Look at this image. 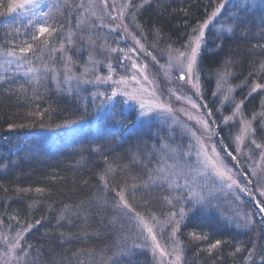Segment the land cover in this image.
Returning a JSON list of instances; mask_svg holds the SVG:
<instances>
[{"label": "trees", "instance_id": "1", "mask_svg": "<svg viewBox=\"0 0 264 264\" xmlns=\"http://www.w3.org/2000/svg\"><path fill=\"white\" fill-rule=\"evenodd\" d=\"M20 2L0 0V58H6V51L13 49L20 55L18 48L24 46L25 41L37 44L31 36L37 32V22L41 20L42 13L47 12L48 24L55 27L56 32L51 38L45 34L41 41L51 39L57 48L63 42L66 54L72 57L71 67L74 69L79 67L78 60L89 59L88 51H83V47L77 48L80 45L77 40L80 39L75 38L73 42L68 39L73 35L74 24L81 15L78 0H69L71 7L66 6L64 0L45 1L40 15L30 17L34 18L31 22L30 18L20 19V9L8 11L10 6L14 7ZM140 3L142 0H133L134 5ZM219 3L220 0H151L142 8L131 7L129 13L135 16V25H139V36H143L145 46L151 53L149 56L163 60L164 54L185 48L193 28H198ZM100 14L105 23L106 19L115 21L109 18L104 8ZM259 16L260 13H253L245 25L235 27L233 33L223 35L217 41L208 40L199 67L203 89L207 85L210 87V81L215 79L218 72L231 75L234 85L240 86L238 93H241L242 119L251 122L253 138L257 143L264 144V118L259 115L264 102V89H257L249 95L254 84H264V72L258 71L261 61H264V52L253 48L258 41L264 43L260 36L264 24ZM245 27L247 31H244ZM64 55L61 52H48L43 54L41 60L38 55L30 53L27 61L21 58L22 71L18 75L8 76L0 72V228L10 235L23 234L21 253L25 250L28 252L26 264H75L73 253L78 249L93 251L92 257L86 252L81 253L80 258L86 264H92L93 259L99 260L101 250H106V255L112 257L117 251L112 245L118 233L115 225L109 223L112 209L100 210L97 197L103 194V189L97 173L105 166L104 157H107L114 166L123 168L128 165L129 177L145 178L147 170L143 164L132 163V153L138 148L141 159L147 160L150 145L156 143L150 133L140 131L128 135L127 128L117 132L106 128V131H99L91 137L82 134L53 138L43 136L47 143L41 142L43 137L40 135L45 134L43 131L73 120H90L99 104L98 98L93 95H77L67 91L60 77L65 73ZM44 64L48 65L47 71ZM29 68L39 70L29 75ZM52 69L57 75L55 79L50 77L53 75ZM151 69L163 85L159 71L152 64ZM46 72L49 74L43 77ZM178 83L184 87V84ZM209 108H212L211 103ZM215 121L216 146L221 147L222 151L227 147L235 154L232 138L239 129L238 123L223 126L218 119ZM249 146L253 147V144L251 146L249 143ZM255 150L257 156L260 149ZM153 155L151 160H154ZM243 174L245 177V172ZM116 175L119 177L120 173ZM37 188L43 189V192H36ZM251 188L259 198L254 182ZM114 196L115 193H108L109 200ZM150 204L147 207L139 205L137 210L148 208L157 211L156 205ZM248 206L252 211L254 202L248 203ZM66 207L67 214L60 219ZM207 208L191 210L181 223L179 238L185 264H245L249 250L255 248L258 254L264 256V227L259 225L258 218H255L254 226L240 231L223 222L222 217L214 214L212 207ZM85 215L90 225L87 236L80 231ZM38 220L39 224L36 223ZM61 233H64L63 237ZM191 233L199 234L202 238L193 239ZM72 234H78V238L69 239ZM217 240L221 244L209 252L210 245ZM238 246L242 249L239 253L235 252ZM131 260L132 264H151L147 255L132 257ZM254 261L251 264H255ZM108 264H130L129 257L115 256Z\"/></svg>", "mask_w": 264, "mask_h": 264}, {"label": "snow or ice", "instance_id": "2", "mask_svg": "<svg viewBox=\"0 0 264 264\" xmlns=\"http://www.w3.org/2000/svg\"><path fill=\"white\" fill-rule=\"evenodd\" d=\"M41 2L42 0H21V2L17 3L14 7L10 6L8 11L12 12L15 9L24 10L26 7H38ZM99 2L105 8L108 7L106 0H99ZM228 2H231L237 9L236 13L232 15L233 24L226 28L228 33H233L235 31V27L245 25V21L256 12L260 13L259 19L261 23L264 24V0H220L219 5L211 12L207 19L203 21L199 28H193L190 41L187 45H185L186 48H190V55H187L185 52L179 53V62L183 64V58H185L186 55L187 62L186 74L185 70L182 69L178 79L180 81H185L187 79V82L192 84L193 88L196 89L197 94H199V83H193L192 73L197 63L199 50L204 41L205 29L213 21V19L221 13L222 9L225 7V4ZM94 3L95 0H89V8H91ZM150 3L151 0H142V3L134 5L133 0H124L119 12L120 22L123 23L124 21L125 10L133 6L142 8L144 5ZM64 4L68 7H71L69 0H64ZM77 7H84L83 0H81V3L77 5ZM89 8H85V12L89 11ZM113 11H115V8H113ZM92 15H96V13L92 12ZM47 17H49V13L43 12L41 20L37 22V32L31 36V39L33 41H37L38 43L34 44L25 41L24 46H20L18 48L20 55H17V51L14 49L7 50L6 62L8 64H12L14 61H20L22 57L25 59V61H27L30 53L32 55H38V58L41 60H43L44 53H65V55L62 57L64 62L65 81H71L76 77L68 75L72 71L71 65L73 60L70 55L66 54L65 44L60 42L59 48H57L55 47V41L51 39H43L41 41V37H44L45 34L48 38H51L56 32V28L48 24V20L46 19ZM31 19L34 18H30V22ZM111 19L115 20L117 17L112 16ZM133 20H135L134 15ZM77 23L79 26V24L83 23V21H78ZM137 27H139V25H137ZM112 31H115V28H113ZM124 31L128 32L129 35H132V33L129 32L127 25L124 26ZM244 31H247L246 27L244 28ZM260 36L262 39H264V30L261 31ZM132 38L136 41L138 46L143 48V45L140 44V41L137 40L135 36ZM68 39L69 42H71V36H69ZM253 48H258L264 52V43H260L258 41L253 45ZM111 51L116 52L117 49H111ZM120 51H123V49H120ZM90 62L95 63V61H92L91 57ZM18 66L20 65L18 64ZM107 67L109 69V75L107 77L96 76L95 81L84 80L83 82L106 83L112 80V65L109 63ZM168 67L171 69L172 65L169 64ZM44 68L47 71L48 65L44 64ZM132 68L137 69L139 74L144 77L145 81L148 80L144 69L138 68L135 62L132 63ZM38 70V68H29L28 72L32 73ZM52 71L53 79H55V69H52ZM258 71L264 72V61H261ZM83 75L86 76L87 72H85ZM132 80L136 81L137 84L140 83L135 75L132 76ZM114 83L126 84L127 81L126 79L122 78L120 81H114ZM217 87L218 89L220 88V83H218ZM257 89H264V84H254L249 92V95L255 93ZM170 91L177 100H184V102L190 104L192 108H196L199 111L197 103L194 102L191 97L181 96L175 90ZM231 91L232 89L229 88L228 92L230 93ZM145 92H147L149 96H156V92L154 90L150 91L147 88H139L133 91L113 89L111 95H106L105 93H100L99 95L103 97L104 101L111 104V102L119 93L125 97L124 104L135 103L138 105V115L135 120L130 122L117 121L121 124V126L127 128L134 127L137 122H140L141 124L144 123V118L151 116L154 112L171 113L173 111L170 105L158 97L155 101L145 100L141 95ZM213 95L215 96L216 93L214 92ZM224 99H229V96L225 95ZM100 107L101 109H104L103 102ZM204 107L207 108V104H205ZM261 108L262 111L259 115L261 118H264V102H262ZM240 109L241 104H236L232 115L225 117L224 122L227 123L229 120H232L234 117L239 115ZM105 110L107 111V109ZM207 115L211 117L213 115L212 111L209 110ZM189 119L197 118L189 116ZM255 119L256 115L254 114L253 120ZM79 123L80 121L73 120L62 125H57V128L70 129ZM197 123L202 126L205 133L209 134L207 139H211V136L217 134L212 132L209 121L197 119ZM211 123L215 124L216 121H211ZM188 131L195 143H189L188 149L183 152L167 143H161L160 149L153 147V152H155L157 155V161L151 168L148 167V163L150 162L152 152H148L146 154L148 157L147 160L141 159L138 148L136 152L132 153V163L143 164L144 168L147 170L146 179L142 176L129 177L127 174L128 165H125L123 168H121L119 165L114 166V164L110 162L107 157H104L105 166L97 173V179L103 189V194L97 197V200L100 203V210L101 212L106 211L107 208L110 207L112 209L113 215L109 223L112 225L119 223L121 228H123L124 224L122 221L126 219L129 221L127 225L128 231H134L135 235L131 238L130 244L128 233H122L121 235L117 236V240L112 245V247L116 248V253H114L112 257H109L106 255V250H101L100 259H93L92 264H108V262L113 260L115 256H127L129 257L130 264H132L131 257L134 255L133 249L151 251L156 264H164L165 260H167V264H181L183 249L180 242L177 240V233L179 231L181 222L184 220L187 214L188 209L181 205L178 214L179 218H177V213L172 211L166 215L164 220H161L155 213H150L149 216H145V214L141 211H138L136 207V204H139L141 207H147L153 200L158 198V193L155 190L159 189L160 191H164V185H167V194L164 195L163 199L169 205H173L174 200L183 201L184 203H191L193 206L203 205L210 202V200L216 196L218 191L223 192L225 189H227L229 193L235 194L234 190L239 189L240 193L250 197L249 203L254 202V208L252 211L247 213H236L237 217H239V221H243V225H241L238 221L237 226L250 228L253 225L255 218H258L259 225L264 227V199H260L264 198V175H261V173H264V144L257 143L255 139H252L251 143L255 145L256 149H260L261 151L259 152V159L255 161V166L247 169V172L251 173V178L245 174V180L247 183H243L235 178L236 173L233 171L234 167L240 166L238 155L233 154V152L227 147L224 148V151L229 157H231L232 161L236 162L230 167L228 163H226L225 160L221 158L215 145H207L205 143V138L198 136L196 132L191 131L190 129ZM250 131H252L251 122L242 120L241 134L236 137L237 154L243 152L245 139ZM221 143H223V141H221ZM93 150L95 151L96 149ZM249 158L251 159V156H249ZM117 172L120 173L119 177L116 175ZM253 179H255L257 184L255 192L259 193L260 198L254 194L253 188L249 187V185L253 183ZM176 190L180 191L176 192ZM36 192H43V189L37 188ZM109 192L115 193V196L111 200L108 199ZM183 193H187V195L185 196ZM235 199L238 201L241 199L239 194H235ZM130 200L135 201L136 203H132ZM67 211L68 209L66 207L64 213L61 214L60 219L65 218ZM98 214L100 213L98 212ZM13 219H15V217H13ZM82 219L83 224L80 226V231L83 232L85 236H87L89 235L88 228L90 226L87 215L82 217ZM101 220H103V216H101ZM36 223L39 224L40 221L38 220ZM169 226H171L170 240L174 243L165 246L161 243L163 237L161 236L158 238L155 229L159 228V231L163 233ZM30 228L31 225H29V229ZM27 230L28 229H25V231ZM191 235L193 239L196 240L202 238L201 235L196 233H191ZM61 236L63 237L64 233H61ZM68 238L76 239L78 238V234H72ZM22 239L23 236L20 233L17 234L15 242H9L8 238L4 237L5 243L8 244L7 251L4 253L7 259L0 260V264H11L13 259L26 264V257L28 256V252L26 250L24 251L23 256L13 255L17 249L21 248ZM220 244V240H217L215 243L211 244L209 247V252H211L212 249L218 248ZM168 247L171 248L170 252L168 251ZM241 251V247H236L235 252L239 253ZM82 252H86L89 257L94 255L93 251L90 249H78L77 252L73 253V257H76L75 264H86V261L80 258ZM169 257L174 258L170 259ZM254 259V249H250L248 256L245 257V264H251ZM259 264H264V256L260 257Z\"/></svg>", "mask_w": 264, "mask_h": 264}, {"label": "rangeland", "instance_id": "3", "mask_svg": "<svg viewBox=\"0 0 264 264\" xmlns=\"http://www.w3.org/2000/svg\"><path fill=\"white\" fill-rule=\"evenodd\" d=\"M45 1L48 2L49 0H42L38 7H26L24 10H21L20 19H24L25 17L26 19H28L30 17L39 16L40 11H42L46 3ZM80 3L81 0H78L77 5H79ZM106 3L108 5L107 8L100 4L99 0H95V3L91 6V8H89V0H83L84 7H78L81 15L76 22L83 21V23L79 24V26L78 23L74 24V33L71 32L73 34L71 36V41L73 42L75 38L80 39L77 40L80 41V45L77 48L81 49L83 47V51H88L90 56L88 60H78V68L74 69L73 67H71L72 71L68 75L76 77L75 79L66 82L65 73L60 76L67 91L77 95H93L94 98H98L99 100L98 107L93 112V116L90 120L80 121L79 124L74 125L70 129L54 128L43 131L45 134L41 133L40 137L48 136L50 138H53L71 134H82L91 137V135L95 133L97 134L99 131H106V128L114 132L121 131L125 127L121 126V124L117 121L130 122L132 120H135L138 115V105H136L135 103L124 104L125 97L120 95L119 93L111 102V104H109L108 102L104 101L103 97H101L99 94L105 93L106 95H111L113 89L133 91L139 88H147L150 91L154 90L156 92V96H149L147 92L142 93L141 95L145 100L155 101L158 97L159 99L170 105L173 109L171 113L154 112L151 116L144 118V123L141 124L140 122H137L134 127H127L126 129V134L128 135H130L131 133L137 134L140 131H146L150 133V135L154 138L156 142L155 145H150L148 149V152H152V154H155L153 155L154 160L150 159L151 162L149 163V168H151L157 161V155L155 152H153V147H155L156 149H160L161 143H167L183 152L188 149L189 143L194 144L195 141L191 137L188 131L189 129L196 132L198 136L205 138V143L207 145L216 146L217 140L215 142V135L211 136V139H207L209 134L204 132L202 126L197 123V119H204L209 121L212 132H214V125L211 124V121H215L216 119H218L222 122L223 126L232 122L238 123L239 125V129L234 134V138L232 139L235 145V154L238 155V159L241 158V160H239L240 166L234 167L233 171L234 173H236L235 178L238 181L247 183L243 173L245 172V174H248V176L251 178V173L247 172V169L250 167H254L255 161L259 159V153H257V156L255 154V145H253V147L249 146V143H251L252 139H254L253 129L246 136L243 146V152L237 154L236 137L241 134L243 120L241 109L240 114L234 117V119L229 120L227 123L224 122L225 117L232 115L236 104H242V101H240L239 98V94L241 93H238L240 92V86L234 85L235 82L233 81L229 73L221 71L216 74L214 80L210 81V87H208L207 85L206 87H204V89L206 90H204L200 83L201 76L199 67L201 55L204 51V48H206V46L208 45L207 41L211 39L213 41H217L223 35L230 34L226 31V28L231 25L233 20L232 15L236 13L237 9L231 2L226 3L221 13L218 14V16L214 18L213 21L205 29L204 41L199 50L197 63L192 73L193 83H199V94H197L196 89L193 88L192 84L187 82V79L185 81H180L178 79V76L182 69L185 70L186 74L187 55H190V48L185 47L183 50H177L175 53L164 54L166 56L163 60L162 58L157 56H149V51L145 46L143 36H139L140 33L135 25L133 16L129 13L130 8L125 10L123 23L120 22L119 12L121 9V5L124 3V0H106ZM85 8H89V11L85 12ZM102 8H104V12L107 13L109 18H111L112 16H116L117 19H115V21H108L106 19L105 23L102 14H100V10H102ZM113 8H115V11H113ZM92 12H95L96 15H92ZM125 25H127L128 30L130 33H132V35H129L128 32L124 31ZM113 28H115V31H112ZM133 36H135L136 39L140 41V44L143 45V48L136 44V41L132 38ZM111 49H117V51L112 52ZM120 49H123V51H120ZM180 52H185L187 54L186 57L183 58V64H181L178 60ZM160 54L161 56L163 55L162 53ZM90 57L92 58V61H95V63L90 62ZM133 62L137 64L138 68L144 69L145 75L148 77L147 81H145L144 77L139 74L137 69L132 68ZM109 63L112 65L113 69L112 80L106 83L83 82L84 80L95 81L96 76L107 77L109 75V69L107 67ZM18 64L20 66H18ZM151 64L154 65V68H156L157 71H159V76H161V78L163 79V85H161V83L158 81L159 78L155 76L154 71L151 69ZM169 64L172 65L171 69H169L168 67ZM21 68L22 64L20 61H14L12 64H8L6 62V58H0V72L4 73L5 75H18L20 71H22ZM85 72H87L86 76L83 75ZM31 74L34 75L33 72L29 73V75ZM48 74V72L44 73L43 77H46V75ZM40 75H38V77H40ZM134 75L136 76L137 80L140 81L139 84H137L136 81L132 80V76ZM55 76L57 75L55 74ZM50 77L53 79V75H51ZM122 78L126 79V84L114 83V81H120ZM178 82L184 84V89L179 86ZM218 83H220L219 89L217 87ZM229 88L232 89L230 93L228 92ZM178 89L180 91H178ZM170 90H175L181 96L191 97L192 100L197 103L199 111L196 108H192L191 105L184 102V100H177L176 97L172 95ZM214 92L216 93L215 96L213 95ZM225 95H228L229 99L225 100ZM102 102L104 103V109H101L100 107ZM210 103L212 104V108H209ZM205 104H207V108L204 107ZM105 109H107V111ZM209 110H211L213 113L211 117L207 115V112ZM189 116L196 117L197 119H189ZM44 137L41 139V142L47 143ZM216 148L221 158H223L230 167L236 163L235 161H232L231 157H229L224 150L222 151L220 149L221 147L219 148L216 146ZM249 156H251V159L249 158ZM261 175H264V173H261ZM146 178L147 176L145 177V179ZM253 182L254 188L256 189L257 184L255 179H253ZM249 187H251V185H249ZM156 191H159L158 198L153 200L151 202L152 204L150 205H156L155 209L157 208V211L153 212L148 208H141L139 211L143 212L145 216H149L150 213H155L161 220H164L167 214L175 211L177 213V218H179L178 214L180 211V206L183 205L186 209H188L185 216L187 217L191 210H195L198 207L202 209L206 208L205 210H207V207L209 206L215 210L213 211L214 214L222 217L223 222L227 223L229 227L238 229L240 231H245L246 229H248L243 226H237L239 217H237L236 213H247L251 211L248 206L250 197L245 196L243 193H240L239 189L234 190L235 194H239V196L241 197L239 201L235 199V194L229 193L228 190L225 189V191L223 192L218 191L216 196L212 198L210 202L196 206H193L191 203H184L183 201L179 200H174L173 205L167 204L163 199L164 195L167 194V185H164V191H160L159 189H157ZM179 191L180 190H176V192ZM183 195L186 196L187 193H183ZM136 205V207L139 208V204ZM210 211L212 210L210 209ZM255 222L256 220H254L252 226L255 225ZM122 223L124 224L123 228H121V225L119 223L115 225V229L117 230L116 232L118 233L116 234V238L122 233H128L130 244L131 238L135 235V233L134 231H128L127 225L129 221L125 219L122 221ZM239 223L243 225V221H239ZM155 232L158 238H160L161 236L163 237V239L161 240V243L163 245L168 246L174 243L170 240L171 226L166 228L163 233L159 231V228L155 229ZM4 237H7L9 242H15L17 235H10L7 232L3 231L2 228H0V260L7 259L4 253L7 251L8 244L5 243ZM177 240L180 242L182 247V242L179 238V231L177 233ZM256 249L257 248L254 249L255 261L253 263L259 264L260 257L262 255L258 254ZM168 251H171L170 247H168ZM133 252V258L143 257L147 255L151 260V264H156L151 251L133 249ZM23 254L24 253H21L20 248L17 249L13 255L23 256ZM122 257L127 256H119V258ZM169 258L171 259L174 257ZM11 264H23V262H18L16 259H13L11 261ZM164 264H167V260L164 261ZM181 264H185L184 253H182Z\"/></svg>", "mask_w": 264, "mask_h": 264}]
</instances>
